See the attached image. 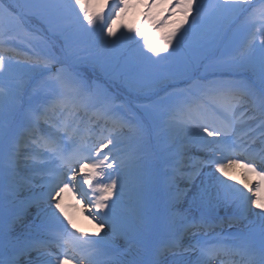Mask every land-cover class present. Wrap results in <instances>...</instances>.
I'll use <instances>...</instances> for the list:
<instances>
[{"label":"snow or ice","instance_id":"obj_1","mask_svg":"<svg viewBox=\"0 0 264 264\" xmlns=\"http://www.w3.org/2000/svg\"><path fill=\"white\" fill-rule=\"evenodd\" d=\"M234 205L259 226L215 233ZM21 257L264 264V0H0V264Z\"/></svg>","mask_w":264,"mask_h":264},{"label":"rangeland","instance_id":"obj_2","mask_svg":"<svg viewBox=\"0 0 264 264\" xmlns=\"http://www.w3.org/2000/svg\"><path fill=\"white\" fill-rule=\"evenodd\" d=\"M11 0H5V3H10ZM144 9L141 7L140 9L137 10L138 13L143 12ZM154 12H162L163 11V7L161 6L160 8H156L153 10ZM133 19L138 18V16L136 17H132ZM27 27H29L30 29L36 30V29H43V25L40 24L39 21L37 20H32ZM21 47H23V45H21ZM169 62H163L160 65L157 66H150V67H146V68H142V69H137V71H140L142 73L145 74L146 77H152L153 75L156 74H161V73H165L169 70ZM89 74H91V70H88ZM213 78L212 76H209V79ZM66 199V198H65ZM69 213L70 211L73 212V209L70 208H66ZM240 207L237 206H232V208H230L228 210V214L230 215L229 218L227 220H224V224L223 227H217L215 229V233H223L224 235H227L229 233L235 234V233H240L243 231H246L249 227L252 226H259V221L257 220L256 217H248L249 215L247 214H238ZM254 209V208H253ZM251 209L252 212H254V210ZM223 212V211H222ZM71 214V213H70ZM81 216V215H80ZM84 218V217H83ZM85 219V218H84ZM86 220V219H85ZM148 238H144L143 240H126L122 237H117L115 239V243L116 246L119 248L120 251L122 252H128V259H131L132 256L135 254L137 248L139 245L141 244H145L148 243ZM32 256L35 257V253H32ZM21 264H25L26 261V257H21Z\"/></svg>","mask_w":264,"mask_h":264},{"label":"bare ground","instance_id":"obj_3","mask_svg":"<svg viewBox=\"0 0 264 264\" xmlns=\"http://www.w3.org/2000/svg\"><path fill=\"white\" fill-rule=\"evenodd\" d=\"M243 169L237 167L235 168L233 171H232V175L235 179H241L242 178V173H243ZM247 180L250 182V183H255L257 178L254 176V175H248L247 176ZM65 207L66 208H72V205L74 204V200H72L71 196L70 195H67L65 197ZM254 212H257L258 210L257 209H253ZM70 213L73 215L74 217V222L76 223L77 227H79L81 229V231H86V232H90L94 229V225L91 224L90 221L88 220H85L83 218V216H80L78 212H72L70 211ZM244 214L242 208L239 209L238 211V214ZM246 214V213H245ZM221 217L224 218V220H227L229 218V214L227 212V214H225V212H221L220 213ZM248 217H254V216H248ZM116 244V243H115Z\"/></svg>","mask_w":264,"mask_h":264}]
</instances>
